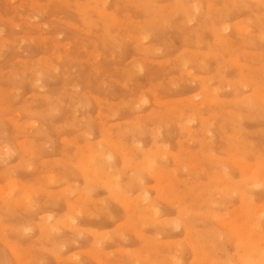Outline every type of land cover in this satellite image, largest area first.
<instances>
[{
  "label": "rangeland",
  "instance_id": "rangeland-1",
  "mask_svg": "<svg viewBox=\"0 0 264 264\" xmlns=\"http://www.w3.org/2000/svg\"><path fill=\"white\" fill-rule=\"evenodd\" d=\"M259 263L264 0H0V264Z\"/></svg>",
  "mask_w": 264,
  "mask_h": 264
},
{
  "label": "bare ground",
  "instance_id": "bare-ground-1",
  "mask_svg": "<svg viewBox=\"0 0 264 264\" xmlns=\"http://www.w3.org/2000/svg\"><path fill=\"white\" fill-rule=\"evenodd\" d=\"M226 29V28H225ZM224 31V30H223ZM227 31V30H226ZM143 40V39H142ZM237 65V64H236ZM213 101V100H212ZM34 125V124H33ZM120 141V140H119ZM112 147V146H111ZM87 153V152H86ZM84 158H87V157H84ZM240 162V161H239ZM90 163V162H89ZM238 163V162H237ZM233 165V164H232ZM241 166V165H240ZM202 167V166H201ZM250 169V168H249ZM252 169H253V167H252ZM93 171V170H92ZM250 171H251V169H250ZM251 172H249V174H250ZM246 174V173H245ZM49 179V178H48ZM232 179V178H231ZM50 180V179H49ZM139 180V179H138ZM51 181V180H50ZM260 181V180H259ZM104 182V181H103ZM163 182V181H162ZM229 183V182H228ZM246 183H248V182H246ZM249 184V183H248ZM246 185V184H245ZM251 186H253V184L251 185ZM161 187V186H160ZM109 188V187H108ZM114 188V187H113ZM249 188V187H248ZM111 189V188H110ZM112 190V189H111ZM12 191H14V190H12ZM162 191V190H161ZM113 192V191H112ZM234 192V191H233ZM163 194V193H162ZM52 195V194H51ZM165 196V195H164ZM216 196V195H215ZM77 198H78V196H77ZM162 198V197H161ZM246 198H247V196H246ZM245 198V199H246ZM251 198V197H250ZM116 199V198H115ZM163 200V199H162ZM24 202H25V200H24ZM252 203V202H251ZM169 204V203H168ZM173 204V203H172ZM212 204V203H211ZM251 206V205H250ZM23 207V206H22ZM254 207V206H253ZM6 209V208H5ZM21 209V208H20ZM154 211H156V210H154ZM154 211H153V213H154ZM74 214H75V212H74ZM155 215V214H154ZM207 215V214H206ZM153 217V216H152ZM258 218V217H257ZM260 218V217H259ZM46 219V218H45ZM222 219V218H221ZM48 220V219H47ZM153 222V221H152ZM160 222V221H159ZM158 222V223H159ZM44 223V222H43ZM255 223V222H254ZM150 224V223H149ZM249 224V223H248ZM44 225H46V224H44ZM222 225H224V224H222ZM221 225V226H222ZM260 225V224H259ZM251 226H252V224H251ZM43 228V227H42ZM73 228V227H72ZM254 228V227H253ZM45 229V228H44ZM65 229V228H64ZM256 229V228H255ZM259 229V228H258ZM73 230H74V228H73ZM247 230V229H246ZM261 230V229H260ZM28 231V230H27ZM244 231V230H243ZM55 232V231H54ZM92 233V232H91ZM261 233V232H260ZM51 234V233H50ZM98 234V233H97ZM243 236V235H242ZM103 237H104V235H103ZM245 237V236H244ZM249 237V236H248ZM147 238V237H146ZM249 238H251V237H249ZM100 240V239H99ZM61 245V244H60ZM8 246V245H7ZM253 251V250H252ZM85 252V251H84ZM205 252V251H204ZM260 252V251H259ZM53 254V253H52ZM259 254V253H258ZM262 255V254H261ZM259 256V255H258ZM263 256V255H262ZM29 257V256H28ZM69 257V256H68ZM257 257V256H256ZM208 258V257H207ZM25 259V258H24ZM109 259V258H108ZM256 259V258H255ZM175 260V259H174ZM62 261V260H61ZM172 261V260H171ZM243 261V260H242ZM96 262V261H95ZM178 262V261H177ZM211 262V261H210ZM20 263V262H19ZM262 263V262H261ZM260 264V263H259Z\"/></svg>",
  "mask_w": 264,
  "mask_h": 264
}]
</instances>
